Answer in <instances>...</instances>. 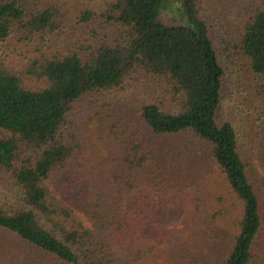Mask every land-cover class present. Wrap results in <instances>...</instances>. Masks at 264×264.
<instances>
[{"label":"trees","instance_id":"16d2710c","mask_svg":"<svg viewBox=\"0 0 264 264\" xmlns=\"http://www.w3.org/2000/svg\"><path fill=\"white\" fill-rule=\"evenodd\" d=\"M234 1L236 53L264 99V0ZM177 2L112 0L97 14L76 0L65 18L0 0L6 264H264V104L222 117L224 28L210 1ZM36 38L46 53L10 62ZM126 89L125 107L111 96ZM182 137L206 173L168 146ZM23 149L33 157L19 163Z\"/></svg>","mask_w":264,"mask_h":264},{"label":"rangeland","instance_id":"374dc122","mask_svg":"<svg viewBox=\"0 0 264 264\" xmlns=\"http://www.w3.org/2000/svg\"><path fill=\"white\" fill-rule=\"evenodd\" d=\"M38 1V0H37ZM91 5L94 12L97 14H100L104 8L106 7L107 3H110L112 0H87ZM211 2L210 6L213 7L210 9V11H213L215 13V18L218 21V24L216 26V29L219 27H223V33L220 34L221 40L219 44L222 46L220 48V56L223 57V63L227 71L226 75V81H225V87H224V102L223 107L221 111L222 117H227L231 115L233 118H236L238 120H243L244 122L247 121V114L249 113L250 108H256L258 105L261 106L264 104V99L258 93L255 91V84H259L256 77L251 75L248 71L247 66L245 65V62L243 58L236 53L235 46L238 44V38H239V32L242 28V22L240 20L239 15V8L238 4L234 0H208ZM41 5H44L43 7H49L54 6L57 7L60 11V16L66 15V17H69V14L67 13V7L66 3H74L76 0H39ZM78 2V1H77ZM170 7H177L178 2L177 0H169ZM79 4V2H78ZM79 9V5L76 8V10ZM214 9V10H213ZM76 13V11H75ZM212 14V13H211ZM213 15V14H212ZM214 17V16H213ZM64 18V19H65ZM64 19H58L57 25L59 29H68L70 28V22L65 21ZM163 20L164 21H174L176 20L169 12L163 13ZM58 39L56 38V35H50L47 37V43L48 48H50V51L52 52L57 47ZM43 43L40 42L38 38L34 40L32 45L30 47H24L23 45H19L13 50V54L10 55V62L13 64L18 63L21 61V58L24 56H30V57H37L39 55V52L46 53L47 49L44 48L42 45ZM10 46V43H0V55L3 54L6 47ZM226 50L227 52L223 51ZM226 53L229 54L231 58L233 59L231 62L227 60L226 64ZM44 82L40 83V87L44 86ZM264 83L262 82L261 85ZM39 87V88H40ZM126 90H123L121 92L113 93V96H117L118 93H120L118 96L122 97L125 96V98H119L123 101L122 104L126 106H129L128 103L125 101L127 98V94L129 92ZM257 94H256V93ZM252 96V97H250ZM250 101H252V104L250 105ZM125 114V112H124ZM86 115V113H85ZM192 141V138L182 137L180 139H174L170 143H168V146H174L184 155L183 160L181 161V165L185 164L186 167L193 166L196 171H201L203 173H206V170H203L204 164H203V158H200L201 154H192L191 151H187L184 147L186 143H189ZM259 143V141L257 142ZM165 144V143H164ZM256 154H258V149H256ZM31 157H33V154L29 151H26L25 149L22 150V152H19L18 162L24 163L27 160H29ZM205 169V168H204ZM5 178V183L0 187V196L7 197L9 194V190L11 187H9V183L7 182L6 175H1ZM5 238L0 234V264H6L7 261L4 259L7 258L8 252H5ZM11 253V251H9ZM9 264L13 263V259L8 262Z\"/></svg>","mask_w":264,"mask_h":264}]
</instances>
